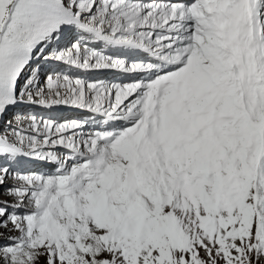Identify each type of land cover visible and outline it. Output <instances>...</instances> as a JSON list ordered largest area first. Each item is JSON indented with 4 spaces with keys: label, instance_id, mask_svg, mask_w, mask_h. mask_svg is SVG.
<instances>
[{
    "label": "snow or ice",
    "instance_id": "obj_1",
    "mask_svg": "<svg viewBox=\"0 0 264 264\" xmlns=\"http://www.w3.org/2000/svg\"><path fill=\"white\" fill-rule=\"evenodd\" d=\"M0 264H264V0H0Z\"/></svg>",
    "mask_w": 264,
    "mask_h": 264
}]
</instances>
